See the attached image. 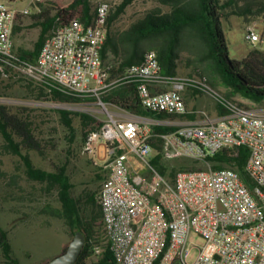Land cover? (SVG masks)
Here are the masks:
<instances>
[{"label": "built area", "instance_id": "obj_1", "mask_svg": "<svg viewBox=\"0 0 264 264\" xmlns=\"http://www.w3.org/2000/svg\"><path fill=\"white\" fill-rule=\"evenodd\" d=\"M11 1L17 0H0V79L22 77L81 98L78 104L86 106L88 98L133 83L144 110L174 117L156 122L175 128L159 135L163 156L206 166L179 171L173 181L161 176L147 160L154 152L148 127L134 119H115L98 100V111L106 117L98 118L103 124L90 134L83 153L95 158L98 146L105 147L104 179L96 198L103 215L102 244L114 263L264 264V110L226 98L204 76H162L154 51L110 80L101 59L111 11L107 3L98 6L91 23L72 18L55 27L35 63L22 60L15 53L13 30L30 12ZM246 40L254 47L264 46L263 30L247 25ZM157 86L166 89L154 92ZM186 88L212 96L224 114L214 119L199 112L200 123H181L186 107L180 92ZM239 147L248 151L243 170L251 188L233 169L213 170L206 161ZM102 251L96 246L94 258Z\"/></svg>", "mask_w": 264, "mask_h": 264}, {"label": "trees", "instance_id": "obj_2", "mask_svg": "<svg viewBox=\"0 0 264 264\" xmlns=\"http://www.w3.org/2000/svg\"><path fill=\"white\" fill-rule=\"evenodd\" d=\"M134 0H123L115 10H111L106 22V40L101 50V59L110 74L109 79L119 77L130 66L140 64L147 51H154L160 67V74L167 78H177L180 67L191 69L207 79L208 84L217 89H226L223 96L240 105L233 98L236 95L253 103L264 102V51L252 49L242 60L228 56L227 42L222 29V11L236 3V0H152L154 7L137 18L126 29L116 32L112 25L124 14ZM39 12L33 16L39 27V34L33 48L15 52L22 60L35 63L45 40L59 24L72 18L83 23H91L97 10H92L91 0H72L64 4L62 0H42L37 2ZM258 12H264V6ZM19 30L14 27L13 35ZM264 33V25H263ZM19 77L17 81H22ZM33 83L28 81L26 88L33 93ZM38 87V96L55 104H74L84 101L61 94L53 89ZM102 103H111L131 113L141 114L156 120L174 118L164 114H154L144 110L138 101L136 86L122 83L111 88L106 95H100ZM246 106V105H244ZM28 107H14L0 104V151L3 155L17 156L22 164L26 180L43 187L45 194L55 193L59 206L43 209L42 213L61 220L71 235L81 232L85 244L75 264H115L108 246L102 244L99 228L102 225V210L97 201L98 191L83 190L73 195L74 185L68 174V159L55 166L52 171L37 167L31 153L45 158L57 144L54 128H44ZM58 125L67 142V157L73 155L78 145L80 154L93 132H98L103 122L91 114L67 109H56ZM175 128L155 125L150 129L153 155L150 165L163 177L173 181L177 172L194 170L192 165L169 168L163 159L162 141L159 135L168 134ZM236 153V154H235ZM248 157L245 147L236 150H223L208 157L211 169L230 168L236 171L249 188L251 183L244 174ZM195 162V161H194ZM91 163L94 162L91 160ZM198 163V162H195ZM202 169V168H196ZM104 179V172L95 173ZM15 183V180H12ZM101 186V185H100ZM100 189V188H99ZM9 232L0 227V251L8 264H20L13 256ZM102 246V253L95 259L94 248ZM67 247L63 250L65 252Z\"/></svg>", "mask_w": 264, "mask_h": 264}, {"label": "rangeland", "instance_id": "obj_3", "mask_svg": "<svg viewBox=\"0 0 264 264\" xmlns=\"http://www.w3.org/2000/svg\"><path fill=\"white\" fill-rule=\"evenodd\" d=\"M8 3L9 0H1ZM72 0H62L67 4ZM123 0H91L92 10H97L103 3L110 4L111 10H115ZM226 0H221L224 2ZM19 3L20 1L17 0ZM21 7H27L29 14L20 18L17 27L19 30L13 35L14 49L30 50L33 48L39 34V27L34 22L33 16L39 12L37 3L30 0H21ZM264 6V0H236V3L222 11V29L225 34L228 56L233 60H242L248 53L258 48L264 51V46L254 47L246 40V26L255 24L263 30L264 12H258ZM154 7L152 0H134L117 21L112 25V30L120 32L126 29L137 18ZM201 76L191 69L180 67L177 78L189 76ZM22 78V77H21ZM0 79V104L14 107H28L37 116L39 122H44V128H54L57 134L53 135L57 144L53 151L48 152L45 158H40L36 153H31L33 163L46 171H52L55 166L68 159V174L74 185L73 195H79L83 190L98 191L101 180L95 177L97 169L91 163L93 158L80 154L78 145L74 146L72 156L67 157V142L63 131L58 125L56 109H67L75 112L88 113V106L83 104H55L39 98L38 87L33 83V93L26 88L28 80L21 82ZM32 83V82H31ZM212 88V87H211ZM224 95L226 89L219 86L214 89ZM200 99V100H199ZM198 106L206 109L209 113L214 111L215 99L205 94L199 98ZM234 100L255 109L264 110V102L253 103L236 95ZM194 105V102H190ZM97 107V106H96ZM112 112L111 107H107ZM100 118H105L100 111ZM2 139L0 136V145ZM150 161V158L147 159ZM167 167L179 168L191 166L192 168H205L203 163H195L190 159L175 158L163 159ZM194 163V164H191ZM166 178V177H165ZM15 180V183L12 180ZM168 179V178H166ZM169 180V179H168ZM43 187L26 180L22 173V164L17 156L3 155L0 151V227L9 232L13 256L20 264H47L50 260L60 256L68 247L74 236L71 235L64 223L54 217L42 213L47 208H57L59 202L55 193L45 194ZM99 235L104 242L103 226L99 228ZM0 264H8L0 251Z\"/></svg>", "mask_w": 264, "mask_h": 264}, {"label": "crops", "instance_id": "obj_4", "mask_svg": "<svg viewBox=\"0 0 264 264\" xmlns=\"http://www.w3.org/2000/svg\"><path fill=\"white\" fill-rule=\"evenodd\" d=\"M20 2L18 3L17 1H11L16 7L22 9V8H27V7H21L19 4L21 3V0H19ZM31 1V0H30ZM164 87L161 86H157L155 88H153L152 90L154 92H158V91H163ZM111 91V88H109L108 90H106L105 92L102 93V95H106ZM184 103H185V107H186V114L180 117V122L183 124H194V123H200L202 121V118L199 115V112H205L210 118H219L220 116H222L224 114L222 108L218 105V104H214V111L213 112H208L206 109L200 108L198 106H195V104H198L199 102V98H201L202 96H204L205 94H202L200 92L194 91L192 89L186 88L184 90H182L180 92ZM199 99V100H198ZM99 98H88V108L90 109V111L92 112L91 115L100 118V116L97 115V111L98 108L96 107V105L98 104ZM190 102H194V105H190ZM106 109V112L108 114H110L112 117H114L117 120H130V119H134L138 122H140L141 124L145 125L146 127H148V129L150 130L152 126L156 125L157 120L141 115V114H137V113H131L128 110H125L119 106L113 105L109 102H105L102 103ZM107 107H111L112 108V112L108 111ZM103 117H105L103 115ZM100 119H104V118H100ZM94 160H92L94 162V166L97 169L96 173H100L102 172L101 166L105 163L107 157H106V153H105V147L103 144H100L98 146V150L96 153V157L93 158ZM191 164H194L191 162ZM204 169V168H202Z\"/></svg>", "mask_w": 264, "mask_h": 264}, {"label": "water", "instance_id": "obj_5", "mask_svg": "<svg viewBox=\"0 0 264 264\" xmlns=\"http://www.w3.org/2000/svg\"><path fill=\"white\" fill-rule=\"evenodd\" d=\"M85 244V238L81 232L74 235L66 251L60 256L50 260L47 264H75Z\"/></svg>", "mask_w": 264, "mask_h": 264}]
</instances>
